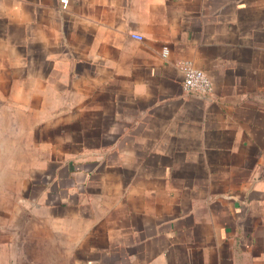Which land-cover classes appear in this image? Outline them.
Masks as SVG:
<instances>
[{"label":"crops","instance_id":"crops-1","mask_svg":"<svg viewBox=\"0 0 264 264\" xmlns=\"http://www.w3.org/2000/svg\"><path fill=\"white\" fill-rule=\"evenodd\" d=\"M21 206L72 264H264V0H0V216Z\"/></svg>","mask_w":264,"mask_h":264},{"label":"rangeland","instance_id":"rangeland-1","mask_svg":"<svg viewBox=\"0 0 264 264\" xmlns=\"http://www.w3.org/2000/svg\"><path fill=\"white\" fill-rule=\"evenodd\" d=\"M28 212L21 206L11 219L0 216V264H72L67 250L62 254L56 247L42 216Z\"/></svg>","mask_w":264,"mask_h":264},{"label":"built area","instance_id":"built-area-1","mask_svg":"<svg viewBox=\"0 0 264 264\" xmlns=\"http://www.w3.org/2000/svg\"><path fill=\"white\" fill-rule=\"evenodd\" d=\"M60 3L62 6H65L66 0H60ZM133 37L137 40L141 39L138 35ZM162 54H166L165 49ZM181 73L183 76V88L186 92L198 95H207L211 92L212 87L208 77L202 71L194 68L190 63H182Z\"/></svg>","mask_w":264,"mask_h":264}]
</instances>
